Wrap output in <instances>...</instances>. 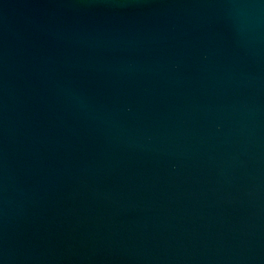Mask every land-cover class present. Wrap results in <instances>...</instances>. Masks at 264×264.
<instances>
[{"label":"water","instance_id":"water-1","mask_svg":"<svg viewBox=\"0 0 264 264\" xmlns=\"http://www.w3.org/2000/svg\"><path fill=\"white\" fill-rule=\"evenodd\" d=\"M0 264H264V0H0Z\"/></svg>","mask_w":264,"mask_h":264}]
</instances>
